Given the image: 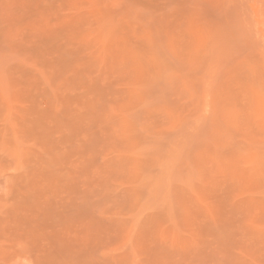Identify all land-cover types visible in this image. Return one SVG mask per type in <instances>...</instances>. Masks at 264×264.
<instances>
[{"label": "rangeland", "instance_id": "rangeland-1", "mask_svg": "<svg viewBox=\"0 0 264 264\" xmlns=\"http://www.w3.org/2000/svg\"><path fill=\"white\" fill-rule=\"evenodd\" d=\"M0 264H264V0H0Z\"/></svg>", "mask_w": 264, "mask_h": 264}]
</instances>
